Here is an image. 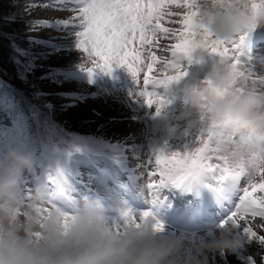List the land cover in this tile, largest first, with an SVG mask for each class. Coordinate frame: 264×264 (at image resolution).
Segmentation results:
<instances>
[{
    "label": "rangeland",
    "instance_id": "rangeland-1",
    "mask_svg": "<svg viewBox=\"0 0 264 264\" xmlns=\"http://www.w3.org/2000/svg\"><path fill=\"white\" fill-rule=\"evenodd\" d=\"M255 2L264 6V0ZM74 7L78 5L69 3V0H28L22 9L19 18L25 25L21 27L20 34L25 30L24 39L28 41L26 50L29 53L33 50L38 61V67L32 76L27 72L25 77H35L39 85H42V93L45 95L50 93L60 102L54 103L53 109L50 107L52 103L47 102L43 109L39 107V111L33 115L36 133L39 139L42 136L43 142L39 140L35 142L30 129L23 121L19 126L14 125L7 129L14 132L13 134L0 129V158L8 150L21 147L34 154L35 163L32 171L25 172L21 179V190L25 193H31L39 188L46 192L48 183L45 182L50 179L53 185L61 188L65 186L63 183H66L64 180L66 176L75 179L73 180L75 186L86 185L95 190L94 185L100 184L92 181L93 177L90 175L94 173L85 176L80 174L77 168L79 167L81 172H86L87 170L80 166L90 164L94 172L98 169L95 163L103 169L101 171L106 172L105 176H114L113 172H120L136 178L133 183L135 186L145 187L149 180L147 173L154 170L157 154L191 152L200 146V139L207 138L202 121L197 122L195 126L189 123L193 118L188 114L184 96L193 86L203 84L207 80L208 72L222 58L204 51L205 63L198 64L195 59L200 50L197 49L193 53L191 63L187 60L180 62L181 70L187 73L180 81L172 83L167 88L150 86L148 90L166 102L157 115L155 106L147 107L140 95L143 90L144 72L140 73L139 84L126 67L113 65L110 72L101 70L98 65L102 61L98 57L89 56L88 53L79 50L77 34L83 31L84 27L80 26L78 20L73 19L78 15L76 11L70 10ZM167 11L177 13L184 10L173 5ZM179 19V16H166L162 24L164 27L178 30L181 27L179 23L168 21ZM63 21H69V25L64 26ZM241 36L244 37L243 41L237 43L227 59H238V68L257 76H264V40H261L264 38V26L242 31L234 40ZM175 42L174 39L159 40L161 49L168 48ZM157 55H167L170 58V52L162 50H158ZM159 67L154 66L155 71L151 75H156ZM89 69L93 71L89 73L87 71ZM252 82L260 83L256 79ZM0 101V106L10 109V114H13L12 99L0 98ZM49 110L57 113L49 114L47 113ZM182 115L188 119H182ZM133 128L136 130L133 134L137 136V140H132L128 134L134 131ZM55 139L58 140L56 144ZM226 139L225 133L214 135L210 141V148L218 149ZM135 146L138 147V152L135 151ZM73 152L77 155L73 156ZM37 153L40 154L39 157H36ZM106 156L110 169L105 160ZM149 161L151 163H148ZM219 177L220 173H210L206 175V182L214 186L220 181ZM158 178L152 177L153 180ZM256 180L259 182L260 177L257 176ZM244 183L245 180L242 178L238 183L234 182L228 187L227 192L230 193L228 197L232 199L230 209L227 213H222V218L211 227L188 232L164 227L162 235L171 241L175 248L171 264H188L194 257H199L198 238L215 239L223 230L218 226L238 202L240 188ZM255 195L264 194L257 192ZM225 200V198L222 200L221 205H224ZM47 201L50 202L49 199ZM124 213L126 211H122V216ZM238 223L241 226L246 224L257 236H264V218L247 216ZM122 224L123 218L117 222L109 221L112 227ZM249 255L253 256L255 264H264V246L256 242L251 243L246 252L237 251L229 254L227 264H249ZM209 264L225 262L217 253L209 256Z\"/></svg>",
    "mask_w": 264,
    "mask_h": 264
},
{
    "label": "clouds",
    "instance_id": "clouds-1",
    "mask_svg": "<svg viewBox=\"0 0 264 264\" xmlns=\"http://www.w3.org/2000/svg\"><path fill=\"white\" fill-rule=\"evenodd\" d=\"M197 7L199 23L219 41H232L242 31L264 26V16L253 19L248 0L229 6L218 0H197ZM199 50L195 62L202 65L205 50ZM254 79L260 83H253ZM207 80L222 95H210L204 84L190 88L184 96L193 118L189 123L195 126L202 121L207 135L226 134L216 155L229 166H247L253 157L264 156V76L225 59L212 67ZM201 97H207L206 108ZM34 163V154L23 147L0 158V264H171L174 245L162 232L153 231L152 219L138 221L139 227L124 228L117 235L101 199L85 197L66 221L64 211L45 200L42 190L23 192L21 179ZM246 243L230 227L215 239L199 237V257L188 264H209L210 255L231 253Z\"/></svg>",
    "mask_w": 264,
    "mask_h": 264
},
{
    "label": "snow or ice",
    "instance_id": "snow-or-ice-1",
    "mask_svg": "<svg viewBox=\"0 0 264 264\" xmlns=\"http://www.w3.org/2000/svg\"><path fill=\"white\" fill-rule=\"evenodd\" d=\"M239 0H218L221 6H229L238 3ZM253 19L264 16V6L248 0ZM69 3L78 5L70 10L76 11L78 20L84 30L77 35L79 50L88 53L89 56L98 57L101 64L99 69L110 72L113 65L126 67L133 79L140 84V73L144 72L143 90L140 92L144 104L152 108L155 106L158 115L166 103L158 98L156 94L149 91V87L163 86L167 88L174 82L180 81L186 72L181 70L180 62L187 60L192 62L193 53L197 49H203L210 54H215L227 59L231 55L238 42L243 41L241 36L238 40L219 41L198 21L197 0H69ZM183 9V12H169L170 6ZM179 16L181 27L172 29L164 27L162 21L165 17ZM64 26L69 21L62 22ZM174 39L176 42L168 48L161 49L159 40ZM170 52L167 55L158 56L157 51ZM235 67L239 60L233 58ZM159 65L156 75H151ZM163 69V70H162ZM91 73L93 70H87ZM205 90L210 95L220 96L222 92L213 87L210 80L203 82ZM204 101L202 107H207V97H201ZM214 135L209 132L207 138L200 139L199 147L191 152H174L165 155L163 152L155 156V168L147 173L149 180L145 188V196L156 203V194L167 186H187L198 184L206 175L216 172L220 173V180L231 179L238 183L242 178L245 183L240 188L238 202L233 210L220 224V229L231 228L242 235L247 241L245 245L237 248V251L246 252L251 243L256 242L264 246V236L257 234L248 226H241L238 221L245 217L264 218V195L256 196L255 193L264 194V156L253 157L247 166L241 164L229 166L223 157L216 155L218 149L210 148V141ZM148 163H151L149 161ZM159 177L153 180L152 177ZM260 180L257 182L256 177ZM50 203V202H49ZM51 204V203H50ZM47 211V209H45ZM66 221L70 219L68 214ZM152 219L155 221L153 231L163 232L164 224L156 219L151 211H144L138 216L130 212L124 213L123 224L114 226L117 235L127 227H139L138 221ZM227 252H220L219 257L227 264ZM214 260V257L212 258ZM249 264H255L252 255L248 256Z\"/></svg>",
    "mask_w": 264,
    "mask_h": 264
},
{
    "label": "trees",
    "instance_id": "trees-1",
    "mask_svg": "<svg viewBox=\"0 0 264 264\" xmlns=\"http://www.w3.org/2000/svg\"><path fill=\"white\" fill-rule=\"evenodd\" d=\"M27 3L28 0H0V76L10 83L9 86H0V96L13 99L15 105L17 103V108H14V112H16L11 118L8 110L0 106V128L10 125L12 118L21 115V113L30 122V106L44 105L40 100L38 85L30 82L29 79L24 80L25 76L22 73L26 72L23 69H26L27 72L32 69L28 66L29 60L20 57L13 46V41L19 44V38L22 36L20 30L24 22L20 20L19 16ZM18 65H21L20 68ZM33 80L36 79L33 78ZM31 126L33 129L32 121ZM36 139L38 138L36 137Z\"/></svg>",
    "mask_w": 264,
    "mask_h": 264
},
{
    "label": "bare ground",
    "instance_id": "bare-ground-1",
    "mask_svg": "<svg viewBox=\"0 0 264 264\" xmlns=\"http://www.w3.org/2000/svg\"><path fill=\"white\" fill-rule=\"evenodd\" d=\"M21 14V13H20ZM254 65V64H253ZM256 67V65H255ZM134 131H130V133H128L130 135V138L132 140H137V136H134L133 132H136V130L133 128ZM135 135H137V133H135ZM227 138V137H226ZM138 146V145H136ZM135 146V147H136ZM135 151H139L138 147L135 148ZM61 158V157H60ZM116 164V163H115ZM109 165V164H108ZM111 165H114V164H111ZM110 166V165H109ZM126 169H128V167L126 166ZM83 172V171H82ZM80 173L82 175H88V172H83V173ZM136 180V178H134ZM234 183V182H233ZM130 186L129 187H126L124 188L126 191H131V192H134V194L136 193L135 192V188H134V184L133 182L131 184H129ZM174 187V186H173ZM121 189H123V187H121ZM138 189V188H137ZM195 190V189H194ZM138 191L141 192L140 189H138ZM92 192V191H89L88 189H85L84 187H79L78 189V193L81 197L85 198V197H88L89 196V193ZM60 193H66V190L65 189H61L60 190ZM185 193V192H184ZM214 194V199L216 200H219V203H220V200H221V193L220 192H213ZM74 198V202L77 203V204H80L79 200L77 199V197H73ZM137 198L138 200L137 201H141L142 199L139 197V195H137ZM112 205L114 206H111L110 208L109 207H106L107 210H110V209H113L114 211H116V207L118 208V205L114 202V201H110ZM208 203H211V201H209ZM122 207L124 209H126V205H122ZM200 208L202 207L201 205L199 206ZM196 213L192 212L190 214H188L186 211H183L181 212L180 214L178 213H175L174 216L172 215L171 216V219L174 221V222H177V223H180V224H183L185 222V225L189 224L193 227L197 226V224H195L196 222L193 221L192 219V216H194Z\"/></svg>",
    "mask_w": 264,
    "mask_h": 264
}]
</instances>
